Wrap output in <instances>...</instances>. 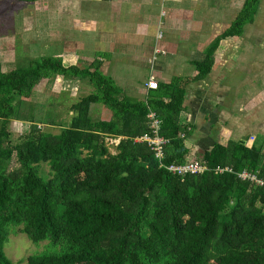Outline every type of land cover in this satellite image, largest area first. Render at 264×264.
<instances>
[{
    "label": "trees",
    "instance_id": "trees-1",
    "mask_svg": "<svg viewBox=\"0 0 264 264\" xmlns=\"http://www.w3.org/2000/svg\"><path fill=\"white\" fill-rule=\"evenodd\" d=\"M259 2L245 0L196 63L198 78L211 71L220 41L241 36L253 23ZM99 67H65L48 57L10 71L0 64V264H12L4 252L12 227L54 249L30 256L27 264H264V187L214 172L230 167L264 180V140L216 143L201 157L209 171L173 175L134 139L149 133L153 111L162 121L159 135L168 141L162 163L187 160L192 129L181 124L184 89L175 81L158 84L146 100H137ZM56 76L87 78L94 91L72 106L69 125L51 134L37 127L29 100L41 80ZM93 104L112 118L92 120ZM13 121L30 124L17 140ZM107 137H120L114 154ZM13 160L17 168H11ZM42 164L49 166V178L40 174Z\"/></svg>",
    "mask_w": 264,
    "mask_h": 264
},
{
    "label": "crops",
    "instance_id": "crops-1",
    "mask_svg": "<svg viewBox=\"0 0 264 264\" xmlns=\"http://www.w3.org/2000/svg\"><path fill=\"white\" fill-rule=\"evenodd\" d=\"M41 1L42 9L52 5ZM55 2L63 25L55 43L43 47V57L59 59L65 67L99 65L102 75L137 100H146L151 91L145 87L150 73L158 84L177 82L185 91L181 124L192 129L185 140L189 158L201 159L216 143L246 139L250 144L264 137V0L241 36L220 41L214 65L202 78L196 63L240 15L245 0ZM61 79L67 78L43 79L42 86L52 87L56 80L62 89ZM43 93V106L50 108L51 94ZM105 109L108 116L102 120H110L112 113Z\"/></svg>",
    "mask_w": 264,
    "mask_h": 264
},
{
    "label": "rangeland",
    "instance_id": "rangeland-1",
    "mask_svg": "<svg viewBox=\"0 0 264 264\" xmlns=\"http://www.w3.org/2000/svg\"><path fill=\"white\" fill-rule=\"evenodd\" d=\"M55 1L57 0L51 1L52 5L50 8L43 7L42 9L43 2L41 0H0V60L4 71L31 65V63L44 56L43 47L46 43H55L53 38H58V27L63 25L61 24L63 18L56 11L57 2ZM65 80H60L64 84L62 89H58L59 82L56 80L53 82L54 85L52 87L51 84L46 87L42 86L43 82L41 80L33 90V92L36 90L37 94L36 96L32 95L29 101L36 107L35 113L40 120L37 127L43 132L58 134L62 127L68 126L71 118L75 115L72 106L94 91L93 85L87 78L78 79L79 81H76L77 79L75 78H67ZM68 84L77 86V91H71L70 87L65 88V85ZM56 85L57 87H53ZM117 85H119L118 82ZM50 87L51 89H49ZM47 89L51 94L49 101L52 105L50 108H46L42 103L43 91L47 92ZM64 89L65 91H62ZM25 103L26 106H31L28 101H25ZM106 112L105 107L101 104L91 105L89 109V115L92 120L107 118ZM46 124L51 126H45ZM29 128V123L13 121L10 124L12 138L17 140L19 136L28 132ZM263 138L261 136L258 139L263 141ZM109 152L115 153V149L111 147ZM197 157L200 159L199 156ZM17 167L18 164L13 160L11 168ZM49 172L47 164L40 165V174L42 176L49 178ZM53 250L48 241L33 244L21 232V227L10 228L8 241L4 246V252L12 264H27L30 256Z\"/></svg>",
    "mask_w": 264,
    "mask_h": 264
},
{
    "label": "built area",
    "instance_id": "built-area-1",
    "mask_svg": "<svg viewBox=\"0 0 264 264\" xmlns=\"http://www.w3.org/2000/svg\"><path fill=\"white\" fill-rule=\"evenodd\" d=\"M161 36L162 33L159 31L158 38H160ZM145 87L148 90L158 89V83L152 73H150V75L148 76V80L145 83ZM147 118L150 129L149 133L135 138L134 141L139 143H145L148 146L150 151L153 152L154 157L158 160L160 168H164L169 173L180 177H185L187 175H200L209 171V167L202 161V159L199 158H187V160L180 164H163L162 161L164 159V147L168 141L159 135L162 121L157 117L156 113L153 111H149ZM181 136L183 137V134H181ZM251 140H253L252 137ZM105 141L109 148L112 147L114 149V147L120 142V137L106 138ZM214 172L217 174H222L224 172L234 173L239 179L243 181H248L257 186L264 187V180L259 178L252 171L242 170L241 172L235 173L230 167H217L214 169Z\"/></svg>",
    "mask_w": 264,
    "mask_h": 264
}]
</instances>
